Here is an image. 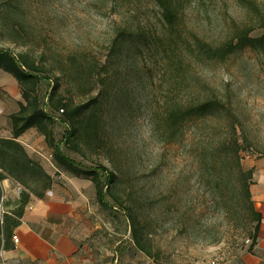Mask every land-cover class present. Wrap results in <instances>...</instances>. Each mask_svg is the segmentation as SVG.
<instances>
[{
    "label": "rangeland",
    "instance_id": "rangeland-1",
    "mask_svg": "<svg viewBox=\"0 0 264 264\" xmlns=\"http://www.w3.org/2000/svg\"><path fill=\"white\" fill-rule=\"evenodd\" d=\"M163 6L175 11L174 24ZM263 22L264 0H0V49L29 54L67 101L99 106L97 137L66 143L63 118L40 83L62 153L82 169L104 165L117 175L122 209L96 206L87 264H236L248 251L255 223L243 173L264 157V50L221 61L198 43L227 45L251 27L259 38ZM2 75L4 130L19 105L1 87L14 79ZM210 100L216 110L202 113ZM35 143L28 155L52 184L74 176L43 136ZM37 179L27 177L28 189L10 179L12 190H0L1 221L22 192L43 191ZM127 212L140 221L153 257L135 246ZM2 253L0 242V264Z\"/></svg>",
    "mask_w": 264,
    "mask_h": 264
},
{
    "label": "trees",
    "instance_id": "trees-1",
    "mask_svg": "<svg viewBox=\"0 0 264 264\" xmlns=\"http://www.w3.org/2000/svg\"><path fill=\"white\" fill-rule=\"evenodd\" d=\"M164 16L169 24H174L176 13L169 6H163ZM260 28L264 29V22ZM255 28H246L240 30L237 39L232 40L229 44L220 47L201 45L198 43L199 50L211 58L224 61L236 52L247 49L256 51L264 50V35L259 38L251 37ZM0 70L11 75L20 88L23 102L19 103V110L10 115L11 131L13 137L5 139L0 137V182L5 179H13L28 189L27 177L34 178L38 175L37 181L44 183L42 192L33 193L36 198L45 197V192L52 186L51 177L37 162H34L26 152L24 146L18 141L27 131L36 129L44 137L47 145L53 149L55 159L58 164L63 166L68 172L78 178L90 180L96 188L97 203L104 210H120L122 205L117 201L113 186L117 175L110 171L106 166L99 165L94 170L82 169L75 164L73 160L62 153L63 142L55 139V118L50 112L41 106L38 89L40 83L44 80L49 86L46 101L50 108L56 109L63 118L62 123L66 127L65 142L70 143L78 141L80 137L86 136L88 139L96 138L99 132L100 118L99 106L96 99L92 103L75 104L74 100L67 101L58 91V84L52 78L46 77V70L42 65H38L27 53H14L7 49H0ZM202 113L216 110V103L210 100L201 105ZM174 115L173 119L177 118ZM236 133V132H235ZM239 154V150L236 151ZM262 158V157H261ZM258 159V158H257ZM244 176L248 183L246 185V198L250 202L255 223L252 243L248 249L251 251L255 246L259 227L261 224V215L256 211L253 201L251 200L250 187L253 184V169H246ZM104 176V178H102ZM1 190V189H0ZM1 193V192H0ZM114 200V205L109 202V198ZM31 200L30 193L26 190L21 193L16 208L6 214L4 219L0 220V242H3V250L9 249V238L12 231L20 225L25 208ZM132 239L135 246L141 252L149 257H153L152 245L146 242L142 231L140 230V221L131 213H126Z\"/></svg>",
    "mask_w": 264,
    "mask_h": 264
},
{
    "label": "crops",
    "instance_id": "crops-1",
    "mask_svg": "<svg viewBox=\"0 0 264 264\" xmlns=\"http://www.w3.org/2000/svg\"><path fill=\"white\" fill-rule=\"evenodd\" d=\"M8 82L1 87L19 105L22 99L17 81ZM4 111L6 108L0 103V137L11 139L10 119H7V128L1 127ZM38 134L27 131L18 140L27 153V147H36ZM247 167L254 170L250 194L262 220L255 246L251 251H244L236 264H264V157L249 161ZM10 181L8 178L0 182V189L11 191ZM96 206V188L90 180L63 176L60 181H54L44 198L31 197L20 225L9 238V249L3 250V264H87L83 256L87 248L85 241L99 230L94 222ZM13 236L18 237V243H14Z\"/></svg>",
    "mask_w": 264,
    "mask_h": 264
},
{
    "label": "built area",
    "instance_id": "built-area-1",
    "mask_svg": "<svg viewBox=\"0 0 264 264\" xmlns=\"http://www.w3.org/2000/svg\"><path fill=\"white\" fill-rule=\"evenodd\" d=\"M13 241H14V243H18L19 242L18 237L17 236H13ZM209 264H217V262H211Z\"/></svg>",
    "mask_w": 264,
    "mask_h": 264
}]
</instances>
